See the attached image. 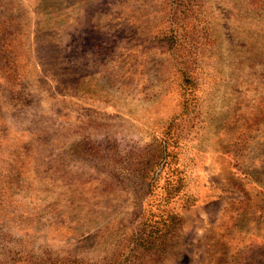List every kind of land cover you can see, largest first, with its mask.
Masks as SVG:
<instances>
[{"label": "rangeland", "instance_id": "rangeland-1", "mask_svg": "<svg viewBox=\"0 0 264 264\" xmlns=\"http://www.w3.org/2000/svg\"><path fill=\"white\" fill-rule=\"evenodd\" d=\"M0 264H264V0H0Z\"/></svg>", "mask_w": 264, "mask_h": 264}, {"label": "trees", "instance_id": "trees-1", "mask_svg": "<svg viewBox=\"0 0 264 264\" xmlns=\"http://www.w3.org/2000/svg\"><path fill=\"white\" fill-rule=\"evenodd\" d=\"M170 163H171V159H169V161H168V154H167V155H165V157H164L163 164H164L165 167H166V166H168V164H170Z\"/></svg>", "mask_w": 264, "mask_h": 264}]
</instances>
